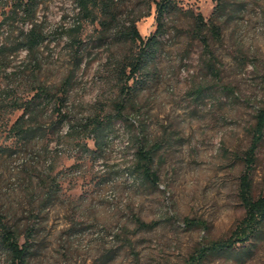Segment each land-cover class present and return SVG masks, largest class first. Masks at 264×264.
Returning a JSON list of instances; mask_svg holds the SVG:
<instances>
[{"label": "rangeland", "instance_id": "374dc122", "mask_svg": "<svg viewBox=\"0 0 264 264\" xmlns=\"http://www.w3.org/2000/svg\"><path fill=\"white\" fill-rule=\"evenodd\" d=\"M107 2L86 13L76 0H40L24 22L0 0V222L28 239L27 264H185L244 215L239 176L264 104V0H224L220 18L216 0H175L128 96L118 70L139 41L127 32L132 21L144 38L155 31L156 0ZM196 13L220 25L209 52L193 35ZM33 29L42 37L29 46ZM140 146L156 149L157 184L135 168ZM263 179L264 140L254 195ZM10 260L0 243V264ZM204 264H264V240L246 261Z\"/></svg>", "mask_w": 264, "mask_h": 264}, {"label": "trees", "instance_id": "16d2710c", "mask_svg": "<svg viewBox=\"0 0 264 264\" xmlns=\"http://www.w3.org/2000/svg\"><path fill=\"white\" fill-rule=\"evenodd\" d=\"M10 13L13 16H20L26 22H31L36 14L40 0H11ZM77 4L86 13L90 12L96 5L106 6L107 0H76ZM175 0H156L155 12L157 26L155 31L148 37H142L138 32L135 22H131L127 36L132 40L139 41L138 49L126 60L122 61L119 73L122 77L121 90L123 95H130L134 84L137 82L138 74L154 60L158 47V36L165 31V15L172 8ZM225 11L224 0H216L213 10V18H220ZM193 35L201 41L205 52H209V38L220 37V25L212 19L207 21L201 13L193 15ZM41 34L30 31L27 39L29 46L38 44L41 41ZM129 69V72H126ZM127 73V74H126ZM119 108L123 107L122 102L118 103ZM62 120V119H61ZM81 125V124H79ZM87 127V122L81 126ZM73 129L75 127L73 126ZM264 140V104L258 108L255 114V123L251 129V141L243 156V169L239 176L238 198L244 209L243 217L238 221L234 229L227 237L208 240L201 244L192 253L185 264H204L205 259L210 256L233 255L236 259L243 262L250 256L251 250L264 240V179L263 188L258 195L253 193V169L257 159V152ZM102 143H100V146ZM156 149L140 146L136 152L135 168L142 175L149 179L153 184H157L158 176L152 168ZM187 224L192 223L186 219ZM151 226L153 224H150ZM20 232L18 229L0 222V243L11 258L10 264H27L29 257V241L26 239L22 244L19 243Z\"/></svg>", "mask_w": 264, "mask_h": 264}]
</instances>
